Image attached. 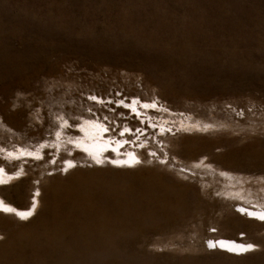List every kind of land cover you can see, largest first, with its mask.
Here are the masks:
<instances>
[{
    "label": "rangeland",
    "instance_id": "374dc122",
    "mask_svg": "<svg viewBox=\"0 0 264 264\" xmlns=\"http://www.w3.org/2000/svg\"><path fill=\"white\" fill-rule=\"evenodd\" d=\"M0 173V264H264V0H0Z\"/></svg>",
    "mask_w": 264,
    "mask_h": 264
},
{
    "label": "bare ground",
    "instance_id": "6f19581e",
    "mask_svg": "<svg viewBox=\"0 0 264 264\" xmlns=\"http://www.w3.org/2000/svg\"><path fill=\"white\" fill-rule=\"evenodd\" d=\"M89 124V123H88ZM91 124V123H90ZM86 125V124H85ZM83 127V126H82ZM82 129V128H81ZM84 131V130H83ZM86 136L90 139L91 137H98L100 138L101 130L98 127H94L92 129L87 128L86 130ZM84 135V134H83ZM85 137V136H84ZM87 142V141H86ZM106 144H102L100 142H93L92 144L86 145L85 149H87L89 152L96 154L98 150H100L102 147H105ZM133 157V156H132ZM133 160V158H130ZM1 174V173H0ZM255 215V214H254Z\"/></svg>",
    "mask_w": 264,
    "mask_h": 264
}]
</instances>
